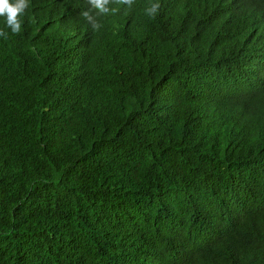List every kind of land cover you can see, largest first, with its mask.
Instances as JSON below:
<instances>
[{
    "label": "trees",
    "instance_id": "obj_1",
    "mask_svg": "<svg viewBox=\"0 0 264 264\" xmlns=\"http://www.w3.org/2000/svg\"><path fill=\"white\" fill-rule=\"evenodd\" d=\"M108 7L0 16V264H264V0Z\"/></svg>",
    "mask_w": 264,
    "mask_h": 264
},
{
    "label": "clouds",
    "instance_id": "obj_2",
    "mask_svg": "<svg viewBox=\"0 0 264 264\" xmlns=\"http://www.w3.org/2000/svg\"><path fill=\"white\" fill-rule=\"evenodd\" d=\"M134 0H88L91 5V9H95L99 14H108L110 11L115 13L118 11L116 8L109 9L111 6L118 4H127L131 6ZM29 6V0H0V16L6 18V26L11 29L14 34H17L21 30L22 21L20 17L24 15L25 10ZM160 8L159 3H152L150 7L146 9L147 14L154 18ZM82 15L92 25L94 29H98L100 24L94 19L91 14V10L84 11ZM0 36H7V34L0 30Z\"/></svg>",
    "mask_w": 264,
    "mask_h": 264
}]
</instances>
